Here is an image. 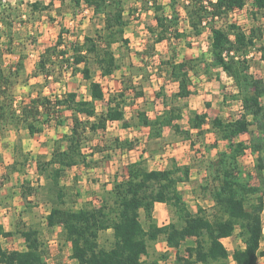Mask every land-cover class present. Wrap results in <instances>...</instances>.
<instances>
[{
  "label": "trees",
  "instance_id": "obj_1",
  "mask_svg": "<svg viewBox=\"0 0 264 264\" xmlns=\"http://www.w3.org/2000/svg\"><path fill=\"white\" fill-rule=\"evenodd\" d=\"M135 1L142 12L153 11L156 21L148 28V46L135 52L141 57L140 63L131 57L126 32L132 13L127 11L125 0H61L74 9L83 5L91 9V19L99 20L97 27L83 40L66 38L68 32L62 28L56 42L38 53L32 72L22 78L25 60L29 58L28 46L38 41L39 18L46 12H60L61 7L56 8L53 0H0V141L11 147L6 139L13 131L17 135L12 145L14 161L1 167L4 156L0 153V190L16 173L25 171L31 158L20 131L34 136L47 128L58 129L66 125L68 118L64 113L70 111V130L53 140L49 153L35 156L37 173L43 181H18L25 208L13 216L12 229L0 224V236L18 235L25 239L26 248L8 249L0 244V264H50V249L40 228L25 218L33 203L30 197L38 198L42 193L49 204L47 225L63 228L70 257L76 264H160L170 256L168 251L154 249L161 238L176 250V264H227L231 255L236 264H258L264 256V80L251 70L255 53L264 59V28L257 21L245 28L229 19L236 10L248 9L253 19L259 20L264 13V0H170L168 4L161 0ZM23 9L27 13V42L16 40L21 32L15 25L24 15ZM208 30L213 60L206 70L215 67L233 80L235 90L225 91L223 101H240L241 110L234 119L210 118L206 113L190 110L189 126L185 128L180 121L194 93L193 74L200 68L201 59H179L180 53L172 49L162 56L152 74L149 60L155 56L156 45L167 43L170 47L174 41H185L190 46L189 39L199 38ZM115 45L125 51L120 53ZM7 55L17 59L8 62ZM95 69L103 76L123 70L121 89L110 93L102 111H98L96 101L105 100L106 94L102 83L95 79ZM79 74L91 98L75 90H64L55 97L45 94L53 83L62 84L68 76ZM153 74L166 75L178 83L173 97L182 100V105L174 106L161 91L158 94L165 99V107L154 118L142 104L127 118V105L145 97L144 85ZM32 78L42 80L32 84ZM20 84L29 89L26 99H17L16 88ZM115 120L124 127H149L147 143L163 138L169 128L194 145V131L201 135L209 125L208 131L216 135V143L228 142L215 160L203 164L205 182L201 188L209 193L212 206H198L196 211L188 207L180 185L192 182L191 164L171 159L164 169H149L144 160L148 151L145 149L137 159L126 163L123 173H115L112 188L106 190L101 204L76 207L82 190L78 175L73 176L72 184L65 181L70 168H97L118 150L136 149L133 140L107 136L108 122ZM245 134H250V138L240 139ZM248 150L255 157L252 169H246L241 162ZM6 195L2 201L9 200L5 204L12 206L14 196ZM156 202L167 204L172 212L173 219L167 224L160 225L156 220ZM142 212L147 227L141 220ZM109 230L113 241L107 247L100 238ZM233 236H238L243 245L231 254L223 238ZM56 264L65 263L58 259Z\"/></svg>",
  "mask_w": 264,
  "mask_h": 264
},
{
  "label": "rangeland",
  "instance_id": "obj_2",
  "mask_svg": "<svg viewBox=\"0 0 264 264\" xmlns=\"http://www.w3.org/2000/svg\"><path fill=\"white\" fill-rule=\"evenodd\" d=\"M24 1V0H23ZM27 1V0H25ZM35 1V0H30ZM45 3H49L52 0H42ZM55 6L61 7V11L53 10L51 12L43 13L37 22V28L39 29L38 41L36 44H29V58H26L25 65L26 71L22 73V78L27 77L34 67V62L38 57V53L45 47L54 44L58 38L59 33L62 28L68 33L65 34L66 38H71L72 40L80 39L86 33H93V30L97 27L98 19H91L93 12L91 9H86L83 5L79 9H74L73 6L66 2L62 4L61 0H53ZM163 3L168 4L170 0H161ZM184 1V0H182ZM125 6L131 15V23L127 28V36L130 39V52L133 61L138 64L140 63V58L135 52L144 50L148 46V42L151 39L148 28L155 25L154 13L142 12L140 10L139 4L135 0H125ZM136 8V9H135ZM135 9V10H134ZM22 18L16 21L15 29L21 32V37L16 36V40L27 42V13L23 9ZM230 21L237 22L245 28H249L255 21L256 24H260L264 28V13L259 16V20L253 19L248 9L237 10L233 12L230 16ZM96 25V27H95ZM185 24L181 26L184 27ZM65 31V32H66ZM210 31L208 30L199 38L189 39L192 40L191 45H187L185 41H174V43L169 47L167 43H162L156 45L155 56L149 60V72L152 74L154 68H156L159 60L162 56H166L171 52L172 49H176L180 53L181 58H199L201 59L200 68L193 74V95L188 100L189 107L184 111V117L180 121L183 126H188V116L190 110H196L200 113H206L210 118L215 116H222L226 119H234L239 115L241 110V102L237 100L228 99V102L223 101V94L225 91L234 92L235 85L233 80L222 70L215 67L206 70L207 64L211 63L213 60V55L210 51ZM2 41H0L1 43ZM115 48L120 53L125 51L123 48H119L115 45ZM17 59V57L15 58ZM13 56L7 55L6 60L12 62L15 60ZM95 69L97 75L99 71ZM252 72L253 74L264 80V59L261 57L260 53H255L252 61ZM123 71L120 70L116 74L120 75ZM99 79H103V86L105 89V94L108 97L111 92L117 91L119 89L120 83L117 82V78L105 79L98 75ZM116 76V75H115ZM42 80L37 78H32L31 83ZM176 86L174 82L163 75V77H158L156 75H151L150 79L144 85L145 97L142 99V105L146 108L148 114L153 117L157 115L164 109L163 97H159V92L163 91V96L168 97V100L174 102V106H181L182 100L174 98L173 94L176 92ZM64 90H76L81 96L87 94V89L85 82L81 76H68L60 83H53L50 89H46L45 94L52 95L55 97L59 95ZM29 89L22 84L16 88L17 99H26L29 96ZM132 100V97L129 96ZM140 102V104H141ZM106 101H98L97 107L99 110L105 108ZM129 114L132 113V109L128 108ZM67 119L65 126L60 128H47L45 132L36 137H31L28 132L22 130L20 131L22 139H27V151L33 152L31 155L39 153H49L52 148L53 140L60 137L63 132H68L70 127V115L69 113H64ZM131 116V115H130ZM205 131L201 135H197L195 130L193 133V139L196 143L192 145L191 140L185 139L180 134L175 133L172 129L166 128L164 131V137L157 140H151L147 143V133L141 130L127 129L121 124L113 125L110 124L107 130V136L114 137L118 136L122 139H130L136 142L135 150L133 151H117L113 153V157L97 168L87 169V168H70L68 170V177L66 182L72 184L74 182L73 176L78 175V184L81 188V195L78 198V203L76 207H82L86 204L96 203L101 204L102 199L105 196L106 190L112 187V182L115 173L124 172L126 163L130 160H135L141 154L142 150L147 149L148 151L144 155V160L150 169L160 168L164 169L167 166V162L171 159H175L180 164H191L192 165V182L182 183L181 190L184 193L185 200L188 207L192 210H197L198 206H203L205 208H210L213 204L212 198L209 193L201 188V185L205 182V170L203 169V164L207 160H215L217 158V153L226 148L227 141L215 142L216 135L208 131L209 125H206ZM11 134V133H10ZM9 134V135H10ZM14 134V133H12ZM13 135H11V138ZM17 138V137H16ZM98 138H101L99 135ZM250 134H245L240 137V139H249ZM11 141V139H10ZM12 142V141H11ZM4 146L0 145V153L4 150ZM9 153L5 152L6 156L10 157L12 154V148L8 150ZM11 154V155H10ZM11 156V157H12ZM254 155L251 151L241 158V162L246 169H252L254 163ZM10 159H4L2 166L7 165ZM32 160V159H30ZM11 161V160H10ZM28 167V169H27ZM25 167V171L21 174L14 175L12 181H10L2 190H0V220H4V217L8 216L6 219V225L14 220V215L10 210L5 209V203L2 201L3 195L9 194L14 196L13 205L21 206L23 210L24 205L19 194L18 181L27 176L29 180L36 183V177L33 176L31 171L32 166ZM7 196V195H6ZM14 200L16 203H14ZM33 203L31 204V209L26 213V219L30 222H35L37 227L41 230V237L46 242L50 249V258L48 262L50 264H56L58 259H62L65 264H76V261L71 259V248L70 245L65 241V234L62 227L50 228L47 225L46 215L49 210V204L46 202V194L42 193L38 198L31 199ZM13 205L12 210L14 209ZM154 215L156 220L160 225L167 224L173 219L172 212L167 205L161 207H156L154 210ZM141 220L147 227L148 222L142 212ZM264 221V212H263ZM113 236L112 232H103L100 238L102 245L109 247L112 244ZM225 244L232 253L234 248L243 245L241 239L238 236H233L229 239H225ZM0 243L8 249L20 248L22 246V241L19 236L4 238L0 236ZM164 239H160L155 245L154 249L158 252H169V258L167 260H161L160 264H176V252L175 249L167 248ZM262 248L264 249V241L262 243ZM258 264H264V258L261 257Z\"/></svg>",
  "mask_w": 264,
  "mask_h": 264
},
{
  "label": "crops",
  "instance_id": "obj_3",
  "mask_svg": "<svg viewBox=\"0 0 264 264\" xmlns=\"http://www.w3.org/2000/svg\"><path fill=\"white\" fill-rule=\"evenodd\" d=\"M148 12H150V11H148ZM154 13V12H153ZM155 23H156V21H155ZM130 26V25H129ZM187 26V25H186ZM160 44H162V43H160ZM179 57H180V55H179ZM184 58V57H183ZM183 58H181V59H183ZM180 59V58H179ZM97 71H99V73H98V75H100V76H102V78H105V79H109V78H113V77H116L117 79V82H119L120 83V86H119V89H117V91L118 90H120L121 89V74L120 75H117L116 73L118 72H116L114 75H112V76H103L102 74H101V71L100 70H97ZM120 71V70H119ZM123 71V70H122ZM97 75V72L95 73V79L96 80H98V81H100L101 83H102V85H103V79H99V76ZM116 75V76H115ZM76 76H81L82 77V75L81 74H79V75H76ZM85 82V81H84ZM174 82V84H175V86H176V91L178 90V83L176 82V81H173ZM193 83H194V79H193ZM193 83H192V86H191V88H192V90H193ZM85 86H86V89H87V94L86 95H84L83 97H85V98H91V96H90V94H89V90H88V87H87V84L85 83ZM104 87V86H103ZM105 90V89H104ZM76 91V90H75ZM131 96V95H130ZM192 96V95H191ZM107 96H106V99L105 100H97L96 101V105H97V103H98V101H106V105H107ZM144 97H140V98H138V99H136L134 102H133V104L132 105H127V115H126V117L127 118H130L132 115H133V112H134V110L136 109V108H138V106L140 105V102L142 101V99H143ZM141 104H143L142 102H141ZM106 108V107H105ZM105 108H103V109H101V110H99L98 109V107H97V109H98V111H102V110H104ZM128 108H131L132 109V113L131 114H129V112H128ZM69 113V115H70V111H65V113ZM160 113V112H159ZM131 115V116H130ZM149 116L151 117V118H154L152 115H150L149 114ZM188 123V122H187ZM110 124H113V125H119V124H121L123 127H124V125H123V123L121 122V121H118V120H115V121H109L108 122V127H109V125ZM188 126H189V124H188ZM188 126H184L185 128H187ZM124 128H127V129H134V130H143V131H145L146 133H147V137H148V134H149V132H150V128L149 127H142V128H137V127H134V126H131V127H124ZM22 131V130H21ZM27 132V131H26ZM45 132V131H44ZM12 133H14V134H12ZM42 133H40V134H37V135H41ZM11 135H13V137L11 138ZM37 135H34V136H31V137H36ZM16 137H17V135H16V132L15 131H13V132H11V134L9 135V137L6 139L10 144H11V147H5V145L3 144V141H0V145L1 146H4L3 148H4V150L1 152L2 154H3V156H4V159H10L9 160V162H6L7 164H9V163H12L13 161H14V157L12 156H10V157H8V155L6 156L5 154V152H7V153H9V151L8 150H10L11 148H12V145L14 144V141L16 140ZM10 139H11V141H10ZM26 140L27 139H23V146H24V148H25V150L27 151L28 149H27V143H26ZM30 153H33V152H30ZM37 154H35V155H31V158L30 159H32V160H30L29 159V162L26 164V166L25 167H27V166H32V169H31V171L34 173L33 174V176H35L36 177V181L38 180V178H40L41 179V182L43 181V178L42 177H40L39 175H38V173H37V167H36V161H35V156H36ZM168 164H169V161L167 162ZM168 164H167V166H168ZM166 166V167H167ZM72 168H80V169H82V168H84V167H72ZM25 169V168H24ZM27 169H28V167H27ZM150 169V168H149ZM158 169H160V168H158ZM29 170V169H28ZM18 173H16L15 174V176L17 175ZM28 175H29V172L27 173V176H25L24 178H26V179H30L29 177H28ZM23 179V176L21 177V180ZM32 182V184H35V182H33V180L31 181ZM185 183H187V182H185ZM112 188V187H111ZM180 189H181V185H180ZM184 194V193H183ZM22 199V198H21ZM30 199H35V196H32V197H30ZM22 201H23V205H24V208H25V201L22 199ZM14 203H16V201L14 200ZM163 205H167V204H165V203H163V202H156V204H155V208L157 207H161V206H163ZM5 209H9L10 210V212H12V214H17L18 213V211L19 210H22L21 209V206L20 207H16V208H14L13 210H12V207L10 206V207H8V206H6V207H4ZM23 208V209H24ZM192 210V209H191ZM194 211H196V210H194ZM8 218V216H6V217H4V220H0V224H2L4 227H5V229H7V230H9V229H12L13 228V221H11L9 224H8V226L9 227H7V225H6V219ZM14 236H18V235H13V236H9V237H14ZM1 237H3V236H1ZM20 237V236H19ZM4 238H8V237H4ZM229 238H231V237H226V238H223V242L225 241V239H229ZM20 240L22 241V246L20 247V248H18V247H16V248H13V249H25L26 248V243H25V239L24 238H22V237H20ZM166 242V241H165ZM225 243V242H224ZM1 244V243H0ZM2 245V244H1ZM166 245H167V243H166ZM3 246V245H2ZM4 248H6L5 246H3ZM167 248H170V249H173V248H171V247H169V246H167ZM228 248V247H227ZM230 251V250H229ZM175 252H176V250H175ZM231 253V252H230ZM232 254V253H231ZM263 258H264V256H262ZM261 258V257H260ZM260 260V259H259ZM259 263V262H258ZM227 264H236V262L233 260V257H232V255L229 257V259L227 260Z\"/></svg>",
  "mask_w": 264,
  "mask_h": 264
},
{
  "label": "clouds",
  "instance_id": "obj_4",
  "mask_svg": "<svg viewBox=\"0 0 264 264\" xmlns=\"http://www.w3.org/2000/svg\"><path fill=\"white\" fill-rule=\"evenodd\" d=\"M13 3H15V0H13Z\"/></svg>",
  "mask_w": 264,
  "mask_h": 264
},
{
  "label": "built area",
  "instance_id": "obj_5",
  "mask_svg": "<svg viewBox=\"0 0 264 264\" xmlns=\"http://www.w3.org/2000/svg\"><path fill=\"white\" fill-rule=\"evenodd\" d=\"M86 7V6H85ZM86 9H89V8H86ZM237 11V10H236Z\"/></svg>",
  "mask_w": 264,
  "mask_h": 264
}]
</instances>
